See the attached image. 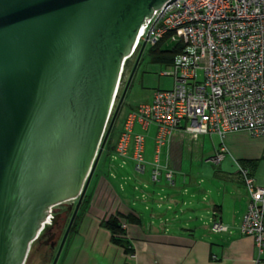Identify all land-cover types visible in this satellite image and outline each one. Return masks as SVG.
<instances>
[{
    "label": "water",
    "instance_id": "obj_1",
    "mask_svg": "<svg viewBox=\"0 0 264 264\" xmlns=\"http://www.w3.org/2000/svg\"><path fill=\"white\" fill-rule=\"evenodd\" d=\"M173 1L0 0V264H25L76 198L57 264L146 42L115 107L126 57Z\"/></svg>",
    "mask_w": 264,
    "mask_h": 264
},
{
    "label": "crops",
    "instance_id": "obj_2",
    "mask_svg": "<svg viewBox=\"0 0 264 264\" xmlns=\"http://www.w3.org/2000/svg\"><path fill=\"white\" fill-rule=\"evenodd\" d=\"M135 131L145 135V171L137 172L131 158L126 164L113 159L114 140L112 165L97 166L57 264H256V240L240 229L250 196L239 167L264 185V137L229 133V153L211 176L192 168L195 161L210 162L219 136L194 141L175 131L159 155L164 168L174 171L171 182L165 175L159 181L152 177L157 127L144 130L137 124ZM115 216L127 225L126 245L113 242L112 231L103 225ZM215 223L226 229L214 230ZM259 264H264V252Z\"/></svg>",
    "mask_w": 264,
    "mask_h": 264
},
{
    "label": "built area",
    "instance_id": "obj_3",
    "mask_svg": "<svg viewBox=\"0 0 264 264\" xmlns=\"http://www.w3.org/2000/svg\"><path fill=\"white\" fill-rule=\"evenodd\" d=\"M163 7L147 19L126 61L136 57L145 42L153 48L166 36L178 38L184 47L161 72L174 77V86L156 90L150 101L127 114L113 159L126 164L131 158L135 170L143 173L146 140L135 127L145 130L155 125L152 177L159 181L165 175L174 182V171L159 161L173 132L181 130L194 141L202 135L219 136L218 151L209 159L216 163L229 153V133L264 137V0H174L162 11ZM239 170L250 196L240 229L254 236L259 264L264 252V185H257L248 169L240 166ZM53 208L48 211L51 219ZM213 229L226 227L215 223Z\"/></svg>",
    "mask_w": 264,
    "mask_h": 264
},
{
    "label": "rangeland",
    "instance_id": "obj_4",
    "mask_svg": "<svg viewBox=\"0 0 264 264\" xmlns=\"http://www.w3.org/2000/svg\"><path fill=\"white\" fill-rule=\"evenodd\" d=\"M177 40L173 41L171 38H167L166 41H162L158 44V46L162 48H172L175 43L178 41ZM152 48L150 46H147L143 52L142 58L140 60V64L137 68V71L134 75V78L132 80V83L130 85V88L128 90V93L125 98V102L120 110V113L116 119V122L113 126V129L111 131V134L109 138L111 137L110 143L106 144L104 151L102 153V156L99 161V167H104V162H107V166L112 165V162L110 161L109 154L111 151L110 150V144L114 142V140L119 139L121 130H122V120L124 116L132 109H135L140 103L150 101L153 97V94L156 90L158 89H170L174 86V77L169 76V75H162L161 72L165 71L167 68L166 64H162L159 62H155L152 59V54H151ZM136 57L129 59L128 60V67L126 65L125 68V73L123 75L121 84H120V89H119V94L117 96V100L115 103V107L119 101V98L123 92V89L126 85V82L129 78L130 72L133 68L134 62H135ZM117 144V143H116ZM197 151H193L195 153ZM110 161V162H109ZM231 165V164H229ZM219 164L210 160L204 161V163H201L199 161H195L193 163V168L192 169H198L199 172H202L203 174L206 175H211L214 170H218ZM120 167V166H119ZM231 167V166H228ZM116 168V165L113 167V170ZM118 168V167H117ZM122 168V167H121ZM189 167H185L187 169ZM123 172V171H122ZM202 177V176H201ZM206 178L205 176H203ZM77 202V199H70L66 202H63L61 204L56 205L53 208V220H60L59 218V213H65L66 217L64 221H59L60 227H59V233L55 234V232L51 231V229H46L41 233V237L45 236L46 234L49 236L48 239L49 241L55 242V253L58 248V245L60 244V241L62 239V235L64 234V228L67 223V219L72 212L73 208L75 207V204ZM147 212V211H146ZM148 213V212H147ZM56 222V221H55ZM52 224H55L54 222ZM56 235V236H55ZM58 235V236H57ZM54 252V251H53ZM39 256L35 259V264H47L43 263V261L39 262Z\"/></svg>",
    "mask_w": 264,
    "mask_h": 264
},
{
    "label": "trees",
    "instance_id": "obj_5",
    "mask_svg": "<svg viewBox=\"0 0 264 264\" xmlns=\"http://www.w3.org/2000/svg\"><path fill=\"white\" fill-rule=\"evenodd\" d=\"M167 38H169V37L166 36L162 41H166ZM158 44L152 48V51H151L152 59L155 62H159V63L166 64V65L171 64L174 61L175 56L184 47L183 41H181V40L176 42L172 48H162V47L158 46ZM126 65L128 67V61L126 62ZM126 65H125V68H126ZM110 141H111V137L108 138V141H107L108 144L110 143ZM110 146H111V144H110ZM72 212H73V210H72ZM72 212L70 213V215L67 219V223L65 225L64 231L68 225V222L70 220ZM65 217H66V214L62 213L59 221H64ZM129 217L131 220L134 219L131 215H129ZM122 223L123 222L119 216L110 217L109 219L103 221V225L105 227L109 228L113 233V235H112L113 242L118 243V244H122V245H126L124 242L125 231H124V228L122 227ZM45 240H46V238L40 237L38 240H36L32 244L28 259H27L25 264H35V259L38 256L40 257L39 262L43 261V263H45V261H46L47 264H52V261L55 257V254H56L55 249L52 250L51 245L46 243ZM127 249H128V247H127Z\"/></svg>",
    "mask_w": 264,
    "mask_h": 264
},
{
    "label": "flooded vegetation",
    "instance_id": "obj_6",
    "mask_svg": "<svg viewBox=\"0 0 264 264\" xmlns=\"http://www.w3.org/2000/svg\"><path fill=\"white\" fill-rule=\"evenodd\" d=\"M61 215H62V213L60 212V213H59V218L61 217ZM59 227H60L59 220L56 219L55 224H53V226H52L50 229H51V231L55 232V234H57V233H59V230H60ZM55 236H56V235H55ZM57 236H58V235H57ZM48 237H49V236H48L47 234H46L45 236H43V238H46L45 242L48 243V244H50V245H51V249L54 250V248H55L54 243H55V242H53V241H49Z\"/></svg>",
    "mask_w": 264,
    "mask_h": 264
},
{
    "label": "bare ground",
    "instance_id": "obj_7",
    "mask_svg": "<svg viewBox=\"0 0 264 264\" xmlns=\"http://www.w3.org/2000/svg\"><path fill=\"white\" fill-rule=\"evenodd\" d=\"M52 222V219L50 217H47V215L45 216V218L43 219V226L45 227L46 223H50Z\"/></svg>",
    "mask_w": 264,
    "mask_h": 264
}]
</instances>
